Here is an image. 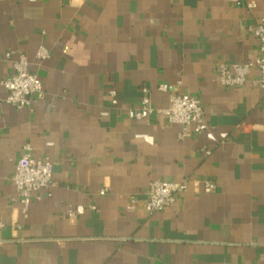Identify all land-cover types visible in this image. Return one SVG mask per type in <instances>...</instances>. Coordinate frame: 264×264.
<instances>
[{"label": "crops", "instance_id": "obj_1", "mask_svg": "<svg viewBox=\"0 0 264 264\" xmlns=\"http://www.w3.org/2000/svg\"><path fill=\"white\" fill-rule=\"evenodd\" d=\"M252 1L0 0V81L19 51L43 90L17 109L0 85V264H264V86L218 81L220 64L258 53ZM163 83L200 100L201 133L126 117L142 88L166 107ZM25 144L54 166L23 212L10 177ZM159 179L190 183L148 213Z\"/></svg>", "mask_w": 264, "mask_h": 264}, {"label": "built area", "instance_id": "obj_2", "mask_svg": "<svg viewBox=\"0 0 264 264\" xmlns=\"http://www.w3.org/2000/svg\"><path fill=\"white\" fill-rule=\"evenodd\" d=\"M249 9L255 7L252 0H247ZM249 31L258 41V53L253 60L244 63H222L218 68V81L224 86H241L249 83L252 86H264V22H258L249 27ZM49 57V51L39 46L35 52V59L40 62ZM3 60L9 63L11 73L0 85L5 89L4 101L17 109H30L34 96L43 95L42 84L35 73L29 71V62L19 51L8 50L2 55ZM257 69L259 79H250V70ZM158 90L167 93V106L154 108L146 88H142L138 107L126 112V117L133 120L149 119L153 116H162L169 124H178L182 127L181 136L196 135L205 129L203 122V108L200 100L192 95L170 91L166 84L158 85ZM110 104H117L116 91L108 90ZM209 153L208 149H203ZM53 163L48 159L36 158L28 144L23 146V152L15 163L11 181L15 187V200L21 204L22 211L28 208L33 193L48 189L52 185ZM190 181L153 180L148 184L143 206L148 213L160 211L175 203L178 194L185 191ZM215 189L210 181L202 182V191L209 193ZM105 189L99 191L100 195ZM72 215V211H68Z\"/></svg>", "mask_w": 264, "mask_h": 264}]
</instances>
